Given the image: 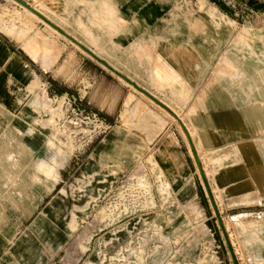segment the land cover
<instances>
[{
	"label": "rangeland",
	"instance_id": "1",
	"mask_svg": "<svg viewBox=\"0 0 264 264\" xmlns=\"http://www.w3.org/2000/svg\"><path fill=\"white\" fill-rule=\"evenodd\" d=\"M164 1L167 13L154 46L166 40L195 46L181 47L199 57L206 48L196 70L201 85L194 96L180 98L154 75H146L153 85L143 83L101 61L104 74L89 104L72 92L62 98L53 84L33 83L31 136H41L42 145H29L9 116L0 130V151L18 159L0 162V264H264V192L251 178L264 181V92L255 99L248 90L247 101L239 100L238 110L253 121L246 120L243 134L219 150L199 145L192 113L207 87L232 98L255 79L262 89L264 0H256L263 5L258 11L250 0H221L231 15L210 0ZM205 1L218 8L212 22L200 11ZM53 2L58 0H0V37L14 39L34 58L35 52L50 54L51 41L76 46ZM225 56L241 70L226 81L219 77L229 69ZM170 135L191 170L172 191L148 162ZM237 147L249 152V164L236 161ZM227 155L232 159L222 174L228 178L219 179L214 160ZM187 184L194 193L182 196Z\"/></svg>",
	"mask_w": 264,
	"mask_h": 264
},
{
	"label": "crops",
	"instance_id": "2",
	"mask_svg": "<svg viewBox=\"0 0 264 264\" xmlns=\"http://www.w3.org/2000/svg\"><path fill=\"white\" fill-rule=\"evenodd\" d=\"M78 1L69 6L71 2L68 0H58L53 2L51 7L59 13L61 22L65 20L69 25L71 32L64 31V33L69 36L75 34V37H71L79 48L59 39V42L51 41L47 44L46 50L50 54L43 55L42 52L39 55L35 52L34 58L31 56L30 49L29 53L26 52L14 39L6 40L0 37V130L5 128L4 116H9L12 120L11 127L19 132L23 131L25 139L32 141L29 145H34L36 148L43 143L41 136H31L30 126L34 121L31 115L36 112L32 104L35 96L34 92L30 91V87L36 81L42 86L55 85L57 89L53 92L62 98L68 97L69 92H72L73 98L77 97L80 101L86 100L88 104V99L95 92L94 88L99 78L104 74L99 61L118 73L131 75L137 79L142 78L140 80L143 83L149 81L153 85L146 75H154L153 77L157 78L156 82L158 81L167 89L176 91L180 98L188 99L194 96L202 83L200 76L197 77L196 70L199 72V65L205 61L208 53L206 48L200 49L199 57L194 52L181 47L195 46L177 44L170 40L157 41L154 46L156 35L161 29L159 25L167 13L164 0ZM205 2L200 11L212 22L211 13L218 14V8L208 1ZM221 15L223 20L234 23L225 14L221 13ZM199 25L202 27L203 23ZM82 50H85L92 58L85 56ZM224 62L229 69L220 71L221 79L231 80L230 76H233L235 72L237 74L241 72L234 58L225 56ZM259 74L262 89L256 87L257 79L253 84L249 79V87L243 90L242 96L240 94L232 98L231 95L229 97L223 94L222 90L212 86L204 90L203 98L199 99L201 105L199 109L196 106L192 107L196 128L200 131L198 142L202 148L219 150L229 141H235L239 131L243 134L245 121L252 122L253 116L249 117L247 114L245 116L238 110L239 100L243 103L247 101L248 98L244 97L248 96V90L255 99L263 98L260 90L264 92V69H261ZM84 83L89 85L86 86ZM239 85L243 84L239 83ZM256 90L259 92L255 93ZM130 102L131 100L128 99L126 104ZM234 152L238 155L236 161L249 164V161L244 158V155H249L248 151L237 147ZM181 154H183L182 151ZM181 154L174 136L170 135L165 140L163 149L156 151L148 158V162L152 160L155 164L163 181L171 185L170 191L175 190L179 182L186 179L191 172ZM92 156L93 154L89 156L91 159L89 162H93ZM14 157L12 153L4 154L0 151V162L17 164L18 159ZM230 159H232L230 155L215 158L214 161L219 167L217 170L219 179L228 178L227 174L225 176L222 174L227 170L222 168H224V162ZM43 160L51 162V159L47 161L43 158ZM37 161L38 159L33 162L35 171ZM261 172L264 178V170L261 169ZM251 178L256 189L260 193L264 192V181L258 183L253 175ZM193 193L192 185L187 184L182 196H191ZM234 222L244 230V225L240 224L237 218ZM259 242L261 245L259 248L263 250L264 242L261 239Z\"/></svg>",
	"mask_w": 264,
	"mask_h": 264
},
{
	"label": "trees",
	"instance_id": "3",
	"mask_svg": "<svg viewBox=\"0 0 264 264\" xmlns=\"http://www.w3.org/2000/svg\"><path fill=\"white\" fill-rule=\"evenodd\" d=\"M212 3L216 4L219 8H221L223 11H225L226 13L231 15V10L229 9V7L222 2L221 0H210ZM249 5L252 9L255 10H261L263 9V5L262 3H260L259 1L256 0H250L249 1Z\"/></svg>",
	"mask_w": 264,
	"mask_h": 264
},
{
	"label": "bare ground",
	"instance_id": "4",
	"mask_svg": "<svg viewBox=\"0 0 264 264\" xmlns=\"http://www.w3.org/2000/svg\"><path fill=\"white\" fill-rule=\"evenodd\" d=\"M32 13H34L33 11H31ZM35 14V13H34Z\"/></svg>",
	"mask_w": 264,
	"mask_h": 264
}]
</instances>
